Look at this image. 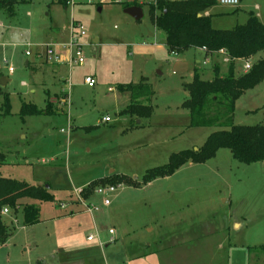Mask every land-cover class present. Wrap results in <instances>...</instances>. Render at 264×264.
Instances as JSON below:
<instances>
[{
	"label": "rangeland",
	"instance_id": "1",
	"mask_svg": "<svg viewBox=\"0 0 264 264\" xmlns=\"http://www.w3.org/2000/svg\"><path fill=\"white\" fill-rule=\"evenodd\" d=\"M72 1L65 7L58 0H18L14 15L0 12V113L6 95L11 107L9 116L0 117V177L48 187L54 196L48 203L22 200L40 207V223L33 226H24L21 209L16 216L7 209L0 264H136L129 253L144 252L148 245L159 252V264H264V162L239 163L220 149L204 163H187L143 184L149 170L167 165L174 154L196 151L218 130L188 127L183 86L192 80V68L201 67L194 52L181 55L187 64L182 68L168 53L152 54L139 44L163 43L166 37L152 25L149 11L156 0H135L143 10L140 20L124 13L127 0ZM211 13L218 30L244 25L251 13L264 23V0L218 5ZM73 22L84 62L70 65L61 45L70 41ZM47 46L60 56L48 58V64ZM244 64L236 66L248 72ZM226 66L221 64L222 75ZM202 75L214 78L209 66ZM86 76L97 84L86 85ZM141 78L153 91L145 104L152 113L125 114L129 95L116 88ZM61 89L68 93L65 103L63 92L55 94ZM23 103L59 111L23 121ZM234 123L264 125V80L236 104ZM111 175L141 187L118 184L105 211L97 191L109 186L95 187L89 198L84 189ZM88 205L103 210L94 214L95 228L84 214ZM90 234L99 235L102 246L98 240L87 243Z\"/></svg>",
	"mask_w": 264,
	"mask_h": 264
},
{
	"label": "trees",
	"instance_id": "2",
	"mask_svg": "<svg viewBox=\"0 0 264 264\" xmlns=\"http://www.w3.org/2000/svg\"><path fill=\"white\" fill-rule=\"evenodd\" d=\"M68 0H58L66 7ZM18 0H0V12L14 15ZM124 9L141 6L135 0L125 1ZM218 5V0H156L150 5V16L154 26L165 33L166 46L170 53H184L191 49H204L206 56H213L224 51L229 59L228 73L220 76L219 67L214 68V79L202 80L198 70L194 71L191 82L184 85L188 98L183 108L188 111L190 128L217 127L218 130L208 136L205 143L195 150H185L174 154L170 162L160 168L151 169L144 176L143 184L150 180L170 175L187 163H204L216 156L220 149H228L234 160L243 164L264 162V125L242 126L234 123L236 102L248 91L264 80V23L254 14H249L244 25L231 30L213 28L211 16L205 12ZM238 61H253L248 72L238 71ZM118 91L128 92L133 100L144 98L151 103L153 91L150 85L139 83L120 84ZM3 112L0 117L11 114L8 96H5ZM136 117L150 116V105L131 104L123 111ZM52 115L47 108L39 109L34 104L23 103L20 116L24 121L27 116ZM2 160V161H1ZM2 155L0 165L4 164ZM125 184L135 188L141 184L129 177L111 175L99 179L84 189V197L89 198L97 186ZM29 199L38 203L54 201L49 188L30 185L24 181L0 177V245L6 242L8 226L3 222V211L11 210L16 216L22 212L24 226L40 223V207L34 203H23ZM21 209L20 211H18ZM264 251V246H260ZM40 264V263H38Z\"/></svg>",
	"mask_w": 264,
	"mask_h": 264
},
{
	"label": "crops",
	"instance_id": "3",
	"mask_svg": "<svg viewBox=\"0 0 264 264\" xmlns=\"http://www.w3.org/2000/svg\"><path fill=\"white\" fill-rule=\"evenodd\" d=\"M171 1H173V0H171ZM139 5H141V4H139ZM219 5V4H218ZM217 5V6H218ZM217 6H215V7H217ZM220 6V5H219ZM139 7H141V6H139ZM215 7H213V8H211V9H209L207 12H205V16H211V18H212V13H211V11L215 8ZM261 21V20H260ZM152 25H153V27H154V29L155 30H158L155 26H154V24L152 23ZM71 32H72V30H71ZM156 37V36H155ZM143 42V43H142ZM140 41L139 42V44L140 45H145V46H148L149 47V53H152V54H154V52H160V53H168L169 55H170V57H174V58H176L177 59V61L175 62V60H174V62L175 63H177L178 65H180L182 68H185L186 66H187V64H186V62H184L183 60H181V55L182 54H184L185 55V53H188L189 51H193L194 52V55H193V58L195 59L194 60V62H195V64L196 65H198V66H200L201 65V67H196V66H194L193 68H192V77L191 78H193V74H194V71L195 70H198V74H199V76H200V78L202 79V80H205V81H211V80H213L214 78H212L211 80L210 79H203V73H204V71L205 70H207V67L209 66L210 67V69H211V71L213 72V74H214V68L215 67H219V70H220V76L221 77H223V76H226V75H222V72H221V64L222 63H224V64H226L227 66V69H228V66H229V59L227 58V56L225 55V54H214L213 56H206L205 55V53H204V51L202 50V49H191V50H188V51H186V52H184V53H170L169 51H168V49H167V46H166V37L164 38V42L163 43H159L158 41H156L155 39H154V41L152 42H149V41ZM151 47V48H150ZM197 56H199L200 58L199 59H197ZM171 60L172 59H165V61H166V63H170L171 62ZM205 60L207 61V63L206 64H204V62H205ZM46 62H47V64H48V61L46 60ZM238 62H243V61H238ZM245 62V61H244ZM246 63V62H245ZM245 65V64H244ZM214 67V68H213ZM244 67V66H243ZM241 68V67H240ZM240 68H238V71H242V69L240 70ZM38 70H41V69H38ZM12 72V71H11ZM58 72V70H55L54 71V73H57ZM87 77H91V78H93V79H95L93 76H86L85 78H87ZM85 78H84V80H85ZM145 80V78H141V80L139 81V82H141V81H144ZM9 82V81H8ZM138 82V83H139ZM145 82H146V80H145ZM191 82V81H190ZM85 83V82H84ZM131 83H135V82H131ZM25 84V83H24ZM96 84H97V82H96ZM184 87V86H183ZM117 89V88H116ZM118 90V89H117ZM253 90V89H252ZM251 91V90H250ZM64 93L65 95L63 96L65 99L63 100V102L65 103L66 102V100L68 99V93L66 92V91H64L63 89H61L60 91H58V92H56L55 94H59V93ZM120 92V91H119ZM249 92V91H248ZM120 93H125V94H128L129 96V100H128V103L125 105V107L124 108H122V111H124L125 109H126V107H128L129 105H131V104H136V105H141V106H144L145 104H146V101H145V99L144 98H139V99H135V100H133L132 98H131V95H130V93H128V92H120ZM247 93V92H246ZM245 93V94H246ZM244 94V95H245ZM243 95V96H244ZM242 96V97H243ZM241 97V98H242ZM240 98V99H241ZM239 99V100H240ZM239 100L236 102V104L239 102ZM49 101L52 103V102H54L55 101V99L54 98H51V99H49ZM49 101L47 100V104L49 103ZM63 103V104H64ZM42 109H44V108H42ZM53 109H55V108H53ZM59 111V110H58ZM57 111V112H58ZM56 112V113H57ZM56 113H53L52 112V115H54V114H56ZM101 122L104 124V122H103V118L101 119ZM102 207H104L103 209L105 210V211H108V209H109V206L108 207H105V206H102ZM86 209V208H85ZM100 211H103V210H99V212H97V213H100ZM84 214L86 215V214H88V215H90V218H91V221H92V226H93V228H95L96 227V223H95V217H94V214L93 215H91V214H89L87 211H84ZM13 215V214H12ZM112 229V228H111ZM110 229V230H111ZM109 232V231H108ZM114 234H115V231H114ZM114 234L112 235V236H114ZM89 236V235H88ZM88 236L86 237V242L87 243H94L96 240H98V242H99V245L100 246H102L101 245V243H102V241H101V239H100V237H99V235H97L96 237L97 238H95L93 241H88L87 240V238H88ZM110 243V242H109ZM113 243V242H112ZM111 244V243H110ZM109 246V244L108 245H106L105 247H108ZM149 246V248L148 249H146L144 252H136V251H134V253H132V252H130L129 254V259H131V260H133V261H136V264H159V259H158V254H159V252L157 251V250H155V249H150V245H148ZM150 258H151V260H150ZM138 260V261H137Z\"/></svg>",
	"mask_w": 264,
	"mask_h": 264
},
{
	"label": "built area",
	"instance_id": "4",
	"mask_svg": "<svg viewBox=\"0 0 264 264\" xmlns=\"http://www.w3.org/2000/svg\"><path fill=\"white\" fill-rule=\"evenodd\" d=\"M88 1H91V0H88ZM73 3L72 0H68L67 1V5L68 4H71ZM240 3V0H218V4L220 6H223V7H237ZM75 27H76V24L73 22L71 24V39L70 41L67 43V44H64V45H61V49L62 51H67L69 53V58H68V63L71 65V64H82L84 62V56L82 54V47L81 45L78 44V38H74V30H75ZM84 33H80V36H83ZM74 48H77L73 54V50ZM203 51H205L204 49H202ZM219 54H225L224 51H220ZM26 55H30V53L27 51L26 52ZM45 56H46V60L48 61V58H54L55 60H58L60 58V56L56 55V52H55V49L53 48V46H47L46 47V51H45ZM6 62V61H5ZM49 62V61H48ZM207 61L205 60L204 64H206ZM244 69L246 71H249L251 69V64L249 62H246V64L244 65ZM10 71H13L11 68H10ZM85 84L88 85L89 87H94L96 85V81L95 79L91 78V77H87L85 78L84 80ZM109 121V119L106 117V118H103V122L104 123H107ZM119 188V185L117 187H114V186H109L107 188H104L103 190H100V191H97L99 195L102 196L103 198V206L105 207H108L110 206L111 204V201L109 199V196L113 193L116 192V190ZM86 211L93 215L97 212H99V209L97 207H95L94 205H88L86 206ZM4 214H7L8 213V210L5 209L3 211ZM114 234V230L111 229L109 230V235H113ZM95 239V237L93 235H89L87 240L88 241H93ZM114 241L113 238L110 239V242L112 243Z\"/></svg>",
	"mask_w": 264,
	"mask_h": 264
},
{
	"label": "water",
	"instance_id": "5",
	"mask_svg": "<svg viewBox=\"0 0 264 264\" xmlns=\"http://www.w3.org/2000/svg\"><path fill=\"white\" fill-rule=\"evenodd\" d=\"M124 13L127 14V15H129V16H131L135 20H140V19L143 18V10L139 6H131V7H128L126 9H124ZM241 69L242 68H240V70ZM8 81H9L8 79L3 78L1 80V83H2V85H6ZM45 188H48V187H45Z\"/></svg>",
	"mask_w": 264,
	"mask_h": 264
},
{
	"label": "clouds",
	"instance_id": "6",
	"mask_svg": "<svg viewBox=\"0 0 264 264\" xmlns=\"http://www.w3.org/2000/svg\"><path fill=\"white\" fill-rule=\"evenodd\" d=\"M15 42H17L16 37H13V43L15 44Z\"/></svg>",
	"mask_w": 264,
	"mask_h": 264
}]
</instances>
